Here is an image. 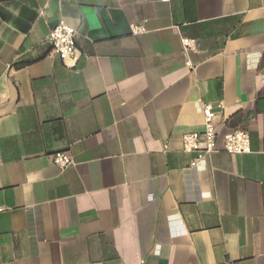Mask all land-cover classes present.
Here are the masks:
<instances>
[{
  "label": "crops",
  "instance_id": "crops-1",
  "mask_svg": "<svg viewBox=\"0 0 264 264\" xmlns=\"http://www.w3.org/2000/svg\"><path fill=\"white\" fill-rule=\"evenodd\" d=\"M0 264H264V0H0Z\"/></svg>",
  "mask_w": 264,
  "mask_h": 264
},
{
  "label": "built area",
  "instance_id": "built-area-1",
  "mask_svg": "<svg viewBox=\"0 0 264 264\" xmlns=\"http://www.w3.org/2000/svg\"><path fill=\"white\" fill-rule=\"evenodd\" d=\"M164 2L168 0H162ZM133 34H142L143 26H132ZM76 30L66 22H59L50 32L49 42L53 51L62 59L74 58L76 54ZM186 51H195V40L183 39ZM204 130L200 133H190L183 137V150L186 153L213 154L219 151L218 132L214 125L215 112L212 107L203 109ZM223 150L230 155H246L251 153V140L248 132L235 128L224 136ZM200 155V156H201ZM53 163L61 170L73 164L72 159L65 153L54 154Z\"/></svg>",
  "mask_w": 264,
  "mask_h": 264
}]
</instances>
